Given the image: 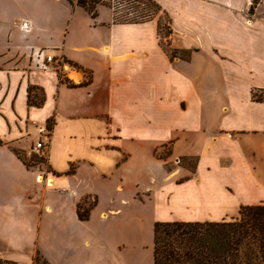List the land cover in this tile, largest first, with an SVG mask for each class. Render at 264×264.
<instances>
[{
  "label": "crops",
  "instance_id": "1",
  "mask_svg": "<svg viewBox=\"0 0 264 264\" xmlns=\"http://www.w3.org/2000/svg\"><path fill=\"white\" fill-rule=\"evenodd\" d=\"M153 1L187 60L160 47L156 19L114 24L106 6L91 18L67 0H0V261L48 258L49 238L66 263L92 264L76 249L78 206L121 221L147 205L155 223L230 221L264 205V98H251L264 92L263 11ZM38 51L65 64L41 68ZM41 140L44 163L25 166Z\"/></svg>",
  "mask_w": 264,
  "mask_h": 264
},
{
  "label": "trees",
  "instance_id": "2",
  "mask_svg": "<svg viewBox=\"0 0 264 264\" xmlns=\"http://www.w3.org/2000/svg\"><path fill=\"white\" fill-rule=\"evenodd\" d=\"M71 5L82 8L91 18L97 16V7L106 6L112 10L114 24H142L157 19V36L160 47L168 43L172 31L169 16L153 0H122L121 7L110 0H67ZM257 0H253L256 4ZM166 23L161 27L159 15ZM164 33H162V31ZM188 50H173L170 58L187 60ZM29 104H36L30 99ZM33 159V160H31ZM23 161L25 166L43 162L32 156ZM186 159H182L181 162ZM29 162H32L29 164ZM195 165V162H194ZM88 207H77V217L85 220ZM0 264H16L0 261ZM33 264H49L37 252ZM153 264H264V205L242 206L238 217L223 222H155L153 227Z\"/></svg>",
  "mask_w": 264,
  "mask_h": 264
},
{
  "label": "rangeland",
  "instance_id": "3",
  "mask_svg": "<svg viewBox=\"0 0 264 264\" xmlns=\"http://www.w3.org/2000/svg\"><path fill=\"white\" fill-rule=\"evenodd\" d=\"M263 1L264 0H257L256 4H253L252 0L251 4L248 7V15H255V10L257 7L263 11L262 13H264V6H260ZM110 3H112L114 6L120 5L121 7L118 9V11H124L126 9V6L124 7V3L122 0H110ZM158 17L162 27L166 23V21L163 18V15L160 14L159 16H157V18ZM164 31L165 30H163L162 33H164ZM161 38L164 48L168 52L173 51V49L169 47V41L168 43L164 42L163 34L161 35ZM251 98L253 101H261L264 98V92H254ZM222 99H224V97L222 96V94H220L219 105L221 107ZM165 153L166 149H163L158 155L164 156ZM32 156H29L30 158H26L23 156V159H25V161H30ZM181 163L189 167L190 169H192V167L194 166V161L192 159H186ZM171 166L172 165L169 164L167 168ZM149 209L150 208L147 205H139L134 212V214L138 215V217L132 216L128 220L123 219L121 221H112L109 219V217L104 218L102 217V215L100 216V213L102 212L101 208L94 210L89 219H86V221L84 220L82 223L80 222V227H82L81 231L84 237H81L78 240L76 249L86 256V261H90L92 264H153L154 223L152 221L151 214L150 216H148ZM110 229L115 235V240H113V245L111 247H107V245L104 246L102 245V243L103 238H105V235L107 233L106 231H110ZM107 236L109 235H106V239ZM41 241L42 244H44V246L46 247L45 249H48V258H45L42 253H40V255L43 256L49 264H68L65 262L66 260L64 256V252L66 250H62V253H60V255L58 256L55 254L53 255L51 240L49 238H43ZM61 245V248H67L65 243H62Z\"/></svg>",
  "mask_w": 264,
  "mask_h": 264
},
{
  "label": "built area",
  "instance_id": "4",
  "mask_svg": "<svg viewBox=\"0 0 264 264\" xmlns=\"http://www.w3.org/2000/svg\"><path fill=\"white\" fill-rule=\"evenodd\" d=\"M26 23H23L21 25V28H25ZM35 58L40 61V67L44 69H53V70H58L60 67H62L65 64V60L62 57H55L52 55L45 54L42 51H38L35 54ZM38 133L41 136H44L46 138L49 137V131L45 127H39L38 128ZM46 144L44 141H38L31 149L29 155H35L38 158L42 159L43 162L37 163L42 165L44 163V149H45Z\"/></svg>",
  "mask_w": 264,
  "mask_h": 264
}]
</instances>
